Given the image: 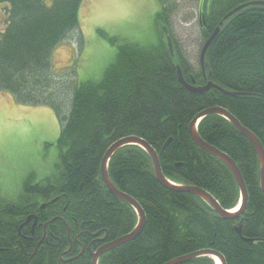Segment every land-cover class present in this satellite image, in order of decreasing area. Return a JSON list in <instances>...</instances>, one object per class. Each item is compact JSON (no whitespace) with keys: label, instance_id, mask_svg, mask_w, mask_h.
Returning a JSON list of instances; mask_svg holds the SVG:
<instances>
[{"label":"trees","instance_id":"1","mask_svg":"<svg viewBox=\"0 0 264 264\" xmlns=\"http://www.w3.org/2000/svg\"><path fill=\"white\" fill-rule=\"evenodd\" d=\"M82 1L0 0V10L5 8L8 15L0 31V92L21 106L53 108L62 122L56 173L42 181L30 174L16 203L0 202V264H64L60 256L70 246L67 228L73 242L70 256L86 249L67 264H91L90 244L92 251L101 245L94 235L108 233L113 242L136 228V212L111 195L100 173L107 150L122 138L145 140L158 153L168 180L205 190L227 211L241 201L239 186L223 162L193 143L190 123L208 108H224L264 148V6L248 7L224 21L205 56L206 78L200 61L196 72L172 34L174 58L164 39L148 47L124 43L101 80L72 89L65 112V82L54 76L51 57L59 43L78 33ZM251 2L264 0H200L203 45L225 16ZM167 11L165 7L158 14L157 24L167 25ZM176 64L188 81L190 76L198 85L212 81L240 95L216 89L191 94L179 83ZM198 132L239 167L248 191L244 213L223 220L201 199L164 188L149 155L139 146H126L112 157L109 176L117 189L140 204L146 226L134 241L104 254L99 264H167L202 250L218 252L226 264H264V193L255 149L218 115L203 119ZM31 215L40 223L59 217L47 226L58 239L43 242L35 255L42 229L34 242L18 235L20 224ZM239 224L241 234L236 231ZM185 264L214 261L201 257Z\"/></svg>","mask_w":264,"mask_h":264},{"label":"rangeland","instance_id":"2","mask_svg":"<svg viewBox=\"0 0 264 264\" xmlns=\"http://www.w3.org/2000/svg\"><path fill=\"white\" fill-rule=\"evenodd\" d=\"M165 7V26L190 65L200 70L204 43L200 0H83L78 33L59 43L51 57L54 76L65 82L61 85L65 112L72 89L101 80L122 44L148 47L164 39L157 16ZM7 20L2 8L0 31ZM61 129V118L53 108L21 106L0 92V202L16 203L30 174L42 181L56 173Z\"/></svg>","mask_w":264,"mask_h":264},{"label":"water","instance_id":"3","mask_svg":"<svg viewBox=\"0 0 264 264\" xmlns=\"http://www.w3.org/2000/svg\"><path fill=\"white\" fill-rule=\"evenodd\" d=\"M251 6H264V2H251L248 4H244L235 10L231 11L227 16H225L223 22L219 24V26L215 29L213 34L210 36V38L206 41V43L203 45V48L200 53V65L203 70L204 77L206 78V72H205V56L209 49V47L212 45V43L215 41V39L218 37L221 27L224 25V21L229 20L231 17L242 11L243 9H246ZM160 32L164 36V41L169 49V52L171 54V57H175L174 53V45L173 41L170 35V30L167 26L164 24L160 25ZM177 69V76L179 83L185 88L186 91H188L191 94L195 95H203L207 92H209L212 89L219 90L226 95L237 97L240 94L228 92L219 87L218 85L214 84L212 81H208L205 85L199 86L197 85L196 80L193 76L190 77V82H188L182 72V69L179 64H176ZM211 115H218L223 117L224 119L228 120L237 130L238 132L245 137L253 146V148L256 151L258 160H259V166H260V187L262 192L264 193V148L260 142V140L249 130L244 128L241 123L233 117L227 110L221 107H212L208 108L201 113H199L190 123L189 125V135L193 141V143L200 148L201 150L205 151L206 153L216 157L221 162H223L229 170L232 172L241 193V202L239 205V209L236 212L233 211H227L221 207L219 202L208 192L205 190L199 189L195 186H181L177 185L170 180H168L162 171L160 159L158 156V153L143 139L139 137H126L122 138L118 141H116L106 152L102 164H101V178L106 186L107 190L111 193L112 196L116 197L117 199L126 202L129 204L134 211L137 214L138 222L136 228L128 235H125L109 244L104 245L103 247L99 248L96 252L92 253V264H98L100 258L107 252L121 247L129 242L134 241L136 238H138L141 233L143 232L145 226H146V215L140 206V204L130 197L129 195L121 192L117 187L113 184L110 176H109V163L112 159V157L121 150L122 148L126 146H139L141 147L150 157L153 169L155 173V177L157 181L166 189L175 191V192H181L186 194H191L202 201L206 202L211 208L216 212L218 217H220L223 220H236L238 219L245 211L247 201H248V191L245 184V181L243 179L242 173L237 166V164L225 153L221 152L219 149L211 146L210 144L206 143L198 132V126L201 123V121L208 116ZM171 140H169L165 147L169 145ZM45 207V206H44ZM36 219L35 216H31L28 219V222L31 219ZM236 231L238 234H241V224L236 228ZM201 257H210V258H217L221 264H226L224 257L219 254L218 252L214 250H202L199 252H196L191 255L183 256L176 258L167 264H185L190 262L191 260L198 259Z\"/></svg>","mask_w":264,"mask_h":264},{"label":"flooded vegetation","instance_id":"4","mask_svg":"<svg viewBox=\"0 0 264 264\" xmlns=\"http://www.w3.org/2000/svg\"><path fill=\"white\" fill-rule=\"evenodd\" d=\"M55 202H57V199H55V200H53L51 202L50 201L49 202H45L44 204L41 205V208L40 209L46 210L47 207L50 204H53ZM31 216H35L36 219L35 218L34 219H31L28 222V219ZM31 216L26 217V219L20 224V227H19V230H18V235H19L20 238H22L24 240L29 239L30 241L34 242V240L37 239L35 237L37 235V232L40 231V228L42 229V231H41V234H42L41 240H40V242H38V245H37V247H36V249L34 251V254H33V255H35L37 253V251H38V247L41 244H43V242H45L46 244H48L50 242V239H52L53 241H56L58 239L52 232H48L47 231V226L50 225V224H52L53 222H55V220L58 219L59 217L54 218V219H52L50 221H47L45 223H40L39 222V219H38V217L36 215H31ZM63 222H64V224H66V221H63ZM28 228L31 229L30 232L27 231ZM67 231H68L67 232V235H68V239H69V242H70V246H69L68 250L62 252V254L60 256V259H61V261H63L64 264H67L69 262H73L74 260H77L81 255H83L86 252L85 247H83L79 256H77V255L70 256V254L72 253L73 242H72V239L70 238V231H69L68 228H67ZM94 237L95 238H98L97 240L101 243L100 248L103 247L104 245L110 243L109 240H108V233L106 235L102 236L101 233L99 232L96 235H94ZM77 239L78 238H76V240ZM91 245L92 244H90V247L88 248V250H89L90 256L92 258V253L96 252L97 250L96 251H92L91 250ZM91 264H92V261H91Z\"/></svg>","mask_w":264,"mask_h":264},{"label":"bare ground","instance_id":"5","mask_svg":"<svg viewBox=\"0 0 264 264\" xmlns=\"http://www.w3.org/2000/svg\"><path fill=\"white\" fill-rule=\"evenodd\" d=\"M236 9V8H235ZM238 210V207L234 210H232L233 212H236ZM111 243V242H110ZM215 261L216 264H221V262L217 259V258H214L213 259Z\"/></svg>","mask_w":264,"mask_h":264}]
</instances>
